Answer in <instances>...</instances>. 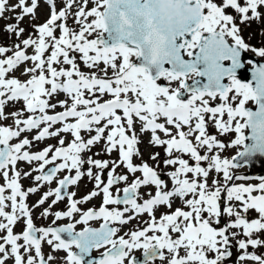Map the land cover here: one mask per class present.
I'll list each match as a JSON object with an SVG mask.
<instances>
[{
	"label": "snow or ice",
	"instance_id": "snow-or-ice-1",
	"mask_svg": "<svg viewBox=\"0 0 264 264\" xmlns=\"http://www.w3.org/2000/svg\"><path fill=\"white\" fill-rule=\"evenodd\" d=\"M44 3L49 6V18L43 24L31 25L38 38L30 35L16 43L14 50L0 46V56L5 57L0 59V121L12 120V125L0 124V177L4 180L0 185V231L6 232L0 236V264L9 259L13 264H58L56 256L43 252L44 242L51 252L63 250L67 254L65 264H125L133 249H143V264H152L157 258L167 259L168 264H224L232 256L233 241L239 250L237 264H264V252L249 251L264 248V177L257 184L232 183L246 179L233 173L240 166L234 163L237 157L246 163L250 158L264 157V64L256 66L249 60L251 79L243 82L237 78L238 70L245 67L242 51L264 58V47L250 46L240 27L251 26L253 21L264 23V0ZM37 7L38 0H18L15 4L0 0V18L6 12L15 13V23L7 24L4 31L19 39L25 32L20 23L26 16L35 18ZM69 17L78 31L68 26ZM57 29L58 38L54 34ZM29 47L34 49L33 55L26 54ZM49 49L50 55L45 58ZM9 52L11 55H6ZM71 53L80 54L87 71L81 70ZM27 61L32 62L22 73L29 77L27 80L8 77ZM225 61L230 64L225 66ZM162 80L167 84H161ZM60 93L64 99H56ZM21 101L22 108L5 111L9 104ZM249 101L255 110L246 106ZM210 124L219 135L234 133V139L222 142L208 132ZM34 130L31 140L24 137L10 143ZM145 132L151 133L149 145L163 147L164 166L178 165L167 173L171 189L149 163H133L134 156L142 157L138 145ZM62 134H70L71 141L66 143ZM50 138H56L57 144L30 150L34 141ZM102 141L100 152L85 157ZM233 147L242 150L231 159L222 158L216 151ZM114 151L118 160L94 158ZM185 155L195 162L194 166L184 159ZM159 157V152L149 157L157 167ZM18 162L36 166L21 172ZM121 166L128 173L142 174L123 188L122 198L111 192L114 185L128 181L127 175L116 174ZM106 169L105 183L102 175ZM64 171L75 174L58 178ZM33 172L39 174L33 177ZM84 176L94 181V190L74 199L76 192L68 191L69 186L78 185ZM29 177L36 186L23 190L20 180ZM54 181L57 186L49 188L33 205L39 208L54 197L41 217L54 216L53 224L65 217L71 219L81 213L78 205L102 193L99 210L89 208L76 223L87 225L100 218L105 223L99 229L86 226L79 232L73 223L36 227L26 198ZM142 186H154L155 193L149 192L147 199L138 202L137 192ZM65 198L67 210L52 212V206ZM176 198L190 210L177 207L157 219L158 208L170 210ZM120 204L125 206L123 210L106 207ZM249 212H255L256 218H247ZM145 213L150 217L147 226L126 233L128 239H113L119 229L110 227V222L125 225ZM222 216L227 221L214 227L220 225ZM21 219L24 228L14 234V226ZM105 245L111 247L102 259L85 261L92 249ZM73 247L79 252L72 251ZM128 264L134 261L129 259Z\"/></svg>",
	"mask_w": 264,
	"mask_h": 264
},
{
	"label": "rangeland",
	"instance_id": "rangeland-1",
	"mask_svg": "<svg viewBox=\"0 0 264 264\" xmlns=\"http://www.w3.org/2000/svg\"><path fill=\"white\" fill-rule=\"evenodd\" d=\"M18 0H10V3L15 4L17 3ZM241 3H243V0H240ZM30 3V0H29ZM92 5L91 3L88 5V7L90 8ZM61 7V4H57V8L59 9ZM229 11H233V10H229ZM17 12H19V9H17ZM15 15V13L12 12H6L4 14V18H0V46H7L9 48H13L14 50V45L16 43H19L20 41H22L23 39L28 38L30 35L32 36L33 39L38 38V33H36L35 29L31 26V25H40L46 22V20L49 18L50 16V9L49 6L47 4L44 3L43 0H38V7L35 10V18H32L31 16H26L24 18V20L20 23V27H24L25 28V32L19 37V39H17L15 37L14 34H9L7 32L4 31V28L7 24L10 23H15V21L12 19V17ZM62 21H57V23H60ZM67 24L70 28H75L77 31L79 30L78 26L74 23V19L69 17V19L67 20ZM242 29V36L245 39V41L252 47H256V48H260V47H264V23H262L261 21H253L251 23V26H246V25H241L240 26ZM57 38L59 37V29L56 30V32L54 33ZM89 38H95L93 37H89ZM249 55H255V53H253L252 51H247L246 52ZM26 54L28 55H33L34 54V49L32 47H29L26 50ZM6 55H11V52L7 53ZM50 55V49L48 51L45 52L44 56L45 58ZM71 55H75L77 57V64L81 67V70L83 71H87L86 68H84L82 61H80L79 59V53H71ZM186 57V56H185ZM258 57L260 60L264 61V58ZM5 58L4 56H0V59ZM32 66V62L31 61H27L22 63L21 65H19L15 70H13L12 72L8 73V77H15L20 79L21 81L27 80L29 77L22 75L23 70L25 67H31ZM56 66V65H54ZM58 67V66H57ZM64 67H69L67 65H64ZM191 83V81H188ZM161 84H167L166 81H160ZM173 87L176 86V82H173ZM65 96L63 93H60L56 99H64ZM107 98V97H105ZM55 102V101H53ZM247 107H255V105L249 101L248 104L246 105ZM23 107V102H19L16 103L15 105L13 104H9L8 107L5 109L6 112H11L15 109H19ZM56 111H62V109L57 108ZM49 114H52L51 112ZM27 115V113L25 114ZM224 119H227V116L225 114ZM5 122L10 123L12 125V120H5ZM160 122H163V120H161ZM58 127V126H57ZM186 130V129H185ZM35 131V130H34ZM33 131V132H34ZM137 131H139V125H137ZM174 131V130H173ZM208 132L210 134H214L218 136V139H220L222 142H229L231 139H234V133L233 134H224V135H219L217 130L214 128V126H212L211 124L208 127ZM94 134V133H93ZM162 139L166 138L164 136L163 133H158ZM65 136L66 138V143L70 142L72 137L70 136V134H62ZM82 135L87 136V133H82ZM151 133L150 132H145L142 135H140V140L141 143L138 145V148L141 147L140 152L142 154L143 158H146L148 160V158L145 156V154H150L151 152H159L160 153V157H159V165L160 168L165 174L162 176L163 180L165 181L167 188L171 189L172 188V181L171 178L167 175L168 172L170 171H174L176 167H178V165H174V166H167L165 167L163 164V159L165 158V152L163 147H152L151 145H149V139H150ZM57 144V139L56 138H50V139H46L44 141H42V148L47 146V145H56ZM36 144H34L35 146ZM103 145V141L101 142V144L95 146L91 152L85 153V157H87L88 155H93V153H97L100 152L101 148ZM238 150H242V149H237L235 147L233 148H226L223 151L220 150H216L218 152H220V155L222 156V158H226V159H231L232 157L236 156V153ZM31 151H35L34 149H31ZM203 149H201V152L203 153ZM95 159H108V160H118V152L114 151L112 152L110 155L109 154H101L98 156H94ZM184 159L189 160V164L190 166H194L195 162L192 161L187 155L184 156ZM141 157H133V163L135 162V164H140L141 161ZM60 161H57V163H59ZM202 166H207V162H202ZM18 168L24 169L25 171H31V169L33 167H35V164L33 165H29L26 162H18L17 164ZM88 165L85 164L84 168L87 169ZM118 169V174H121L122 169H124L123 166L117 168ZM106 172V170H105ZM250 172V170L248 169V167L246 166H240L237 167L236 169H233V173L234 175H238L241 177H246V179H241V180H234L232 183H236V184H240V183H244V184H257L260 182V178L261 177H249L248 173ZM117 173V172H116ZM63 174V173H61ZM216 174L213 173L212 176H215ZM33 176V173H32ZM35 176V175H34ZM33 176V177H34ZM189 178L191 177V174H188ZM32 178V177H31ZM222 179V177H221ZM211 180V177H210ZM25 181L27 183L28 186H34V184H36L35 181L32 182H28L25 178ZM210 182V181H209ZM49 188H55V183L53 182L52 184H44L42 186V192H46ZM154 193H155V188L153 189ZM226 195V193L224 194ZM188 198H191V196H189ZM52 199H54V197H50L45 203H46V207L48 208L49 204H51ZM64 202V201H63ZM221 204H223V201H221ZM66 205V204H64ZM55 205L52 206V208H54ZM56 207H58V205H56ZM56 207L52 210L55 211ZM177 207L182 208L183 210L187 211L190 210L187 207L184 206L183 202L179 199L176 198L172 204V208L169 210L167 207H160L158 208V210L156 211V217L157 219L159 218V216L162 213H166L169 211H174ZM247 218L252 219V218H256V213L255 212H249L247 214ZM222 222L220 223V225H213L214 227H219V226H223V224L227 221V217L226 216H222L221 217ZM143 227L147 226L146 222L150 220V217L147 214L143 215ZM235 231V230H234ZM174 237L176 236V234H172ZM232 251V256L227 259L224 264H237V260H238V255H239V250L238 248L235 246V242L233 241V247L231 248ZM249 251H257V252H264V248L261 249H256L253 250L251 248H249ZM181 255H183V251H181L180 253ZM168 253L166 250V257H168ZM159 264H168L167 263V259H165V261H160Z\"/></svg>",
	"mask_w": 264,
	"mask_h": 264
},
{
	"label": "flooded vegetation",
	"instance_id": "flooded-vegetation-1",
	"mask_svg": "<svg viewBox=\"0 0 264 264\" xmlns=\"http://www.w3.org/2000/svg\"><path fill=\"white\" fill-rule=\"evenodd\" d=\"M246 67L249 68L251 67V65L248 64V62L246 63ZM185 99L187 98V96L184 97ZM215 104V103H214ZM0 124H3L5 126L11 125L10 123H7L5 121H0ZM36 134V132H25L22 134V136L20 138H14L12 141H10V143H18L20 139L27 137L30 140L32 139V136H34ZM34 144H36L34 146ZM31 149H34L35 151L41 150L42 149V141L40 142H33V145L31 147ZM30 149V150H31ZM139 149H141V147H139ZM153 153V152H151ZM150 153V154H151ZM150 154H145V156L148 158V160L146 158L141 157V161L142 162H147L149 163L150 166H153L154 168H156V170L158 171V173L160 174L161 178L164 172L159 169L160 165L157 167V162L152 161L149 157ZM141 162V163H142ZM140 163V164H141ZM135 164V162H134ZM139 165V164H136ZM36 166V165H35ZM50 166V165H49ZM18 168V167H17ZM18 170H20L21 172H24L25 170L21 168H18ZM93 171L95 172L96 169H93ZM107 169L106 172H104V174L102 175V179L104 180V182H107ZM116 174H118V169H116ZM121 174H125L128 176V181L126 182H120L116 185H114L111 189L112 195L114 197L119 196V197H123L124 193H123V188L127 187L133 179H135L136 177H141L142 174L137 172V173H128L127 170L124 168L121 171ZM61 173H58V178H63L64 175H74V171L72 173H68L67 171H64ZM39 173L33 172V176L34 175H38ZM163 179V178H162ZM26 180L28 182H32L34 181L31 177L26 178ZM4 180L2 177H0V185H3ZM21 186L23 190H27L29 187H35L36 184H34V186H28L25 178L20 180ZM55 183V181H54ZM57 186V184L55 183V187ZM154 186H147L144 187L142 186L140 189H138L137 195L140 197V200L138 202H142L143 199H147L148 198V193L151 192L154 195ZM92 190H94V181H89V179L87 178V176H84L81 181L78 182V185L76 186H69L68 191L72 192H76V197H74V199H81L83 196H85L86 194H88L89 192H91ZM9 194L8 192H6V195ZM43 195L42 192V186L39 188V191H37L34 194H29L28 197L26 198V203L29 205L30 209H32V219H33V223L35 224L36 227H62V226H66L68 223H73L75 224V231L79 232L82 231L86 226L87 227H91L93 229H99L101 227L102 224L105 223V221L103 220V218L100 219H94V220H90L88 222L87 225L83 224V223H76L77 220H79L80 218V214L84 211H87L89 208L93 209V210H99V207L102 204L103 201V194L100 193V195L94 197L93 199H91L90 201L82 204V205H78V207L81 209V213H75L73 215V217L71 219L65 217L61 220H58L55 222V224H53V220L55 219L54 216L49 215L47 218H43L41 217V212H43V210L45 208H47L45 205H42L39 208H33V205L36 204V202L38 201V199ZM64 201V202H63ZM63 201L58 202L56 205H58V207H56L55 211H52L54 208H51L52 212H56V211H66L67 210V205H68V201L65 198ZM66 204V205H64ZM109 210L116 208L117 210H123V208L125 207L123 204L120 205H107L106 206ZM6 211H10V208H6ZM132 213H126L125 216L130 215ZM146 214V213H145ZM143 215L144 214H140L139 217H137L136 219L131 220L128 224L125 225H120L118 222H110L109 226L110 227H117L119 229V231L117 232L116 236L113 237V239H119L120 236H124L125 239H128V235H125L126 233H130L133 230H137V229H142L143 228ZM24 228V222L23 219H21L15 226H14V234L17 233H21L22 230ZM6 232L0 231V236L5 235ZM153 233L149 232L148 235H152ZM159 234V233H157ZM63 238H66V234H62ZM141 240L143 241V238H141ZM2 242V241H0ZM22 243V241H21ZM111 247V245H105L104 247H101L99 249H92L91 252L88 254V256L85 257V261L87 260H99L102 259L103 253H105L107 251V249ZM43 248V252L47 255L49 253L53 254L54 256L57 257V261L58 264H65V257H66V253L63 250L57 251V252H51V248L50 246L47 245L46 242L43 243L42 245ZM72 251L74 252H79L78 249H76L75 247H73ZM164 254L166 255V250H164ZM144 252L143 249H133L132 252L129 254V257H127L125 259V264H128V260L131 259L134 261V264H143L144 262ZM161 260H159V258H157L156 260L152 261V264H159ZM165 261V260H164ZM168 263V262H167ZM6 264H13V261L11 259H9Z\"/></svg>",
	"mask_w": 264,
	"mask_h": 264
},
{
	"label": "water",
	"instance_id": "water-1",
	"mask_svg": "<svg viewBox=\"0 0 264 264\" xmlns=\"http://www.w3.org/2000/svg\"><path fill=\"white\" fill-rule=\"evenodd\" d=\"M249 60H251L252 63L256 66H259L260 64H264V61H261L258 57L250 56L246 54L244 51H242L241 62L245 65L246 61H249ZM229 64L230 62L225 61V66H228ZM251 71H252V67L251 68L244 67L243 69L238 70L237 78L241 79L243 82H247L248 80L251 79ZM200 79L203 82V78H200ZM224 82L227 83L226 80ZM251 109L255 110V107ZM247 142L248 141H246V143ZM234 163H237L240 166H247L248 169L250 170V173H248L250 177H264V157L257 156V157L250 158L247 163L242 158L237 157ZM221 222H222V219H221Z\"/></svg>",
	"mask_w": 264,
	"mask_h": 264
}]
</instances>
